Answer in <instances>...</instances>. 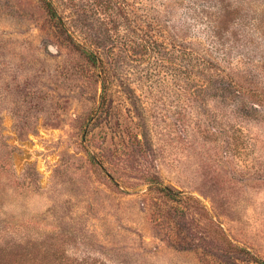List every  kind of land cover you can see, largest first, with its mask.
I'll list each match as a JSON object with an SVG mask.
<instances>
[{
    "label": "rangeland",
    "instance_id": "374dc122",
    "mask_svg": "<svg viewBox=\"0 0 264 264\" xmlns=\"http://www.w3.org/2000/svg\"><path fill=\"white\" fill-rule=\"evenodd\" d=\"M54 2L0 0V264L264 261V0Z\"/></svg>",
    "mask_w": 264,
    "mask_h": 264
},
{
    "label": "trees",
    "instance_id": "16d2710c",
    "mask_svg": "<svg viewBox=\"0 0 264 264\" xmlns=\"http://www.w3.org/2000/svg\"><path fill=\"white\" fill-rule=\"evenodd\" d=\"M94 1H95L97 8L102 10V12L105 13L110 19L113 20L115 18L114 15L116 14L115 12L118 8L117 7L119 3L118 0H94ZM215 1L221 2V0H215ZM41 2L43 4L45 11L52 19L56 20L57 22L61 23L63 26L67 27V23L65 19L63 18V16L61 15V13L59 12V9L57 5L55 4L54 0H41ZM223 12H225L224 9H223ZM223 12H220L216 18H213V19L211 18L209 20L212 37L215 39L214 42L218 44H221L223 42L221 41V36H220V31H219L221 21L223 19ZM84 56L85 58H87L88 61L98 66L100 69L103 67V60L101 59V56L98 54V52L93 48L91 44L88 45V50L84 52ZM252 107L253 106L248 107L245 110L249 112V108H252ZM161 188L171 199H174L176 201L185 203V202H188L190 199H192L191 196L184 194L183 191L178 190V189H173L170 186L165 185V186H162ZM227 244L228 245L230 244L232 246V247L227 246V248L229 249L230 248L233 250H236V248L244 249V247L233 243L231 240L227 241ZM245 250H248V249H245ZM248 252L250 254V257L253 258L254 261H258L260 264H264V261L262 259L254 255V253L250 252L249 250Z\"/></svg>",
    "mask_w": 264,
    "mask_h": 264
}]
</instances>
